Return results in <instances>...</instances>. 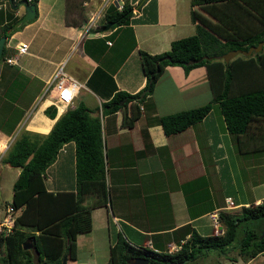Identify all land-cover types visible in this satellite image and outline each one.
<instances>
[{"label": "crops", "instance_id": "1", "mask_svg": "<svg viewBox=\"0 0 264 264\" xmlns=\"http://www.w3.org/2000/svg\"><path fill=\"white\" fill-rule=\"evenodd\" d=\"M104 2L37 0L35 17L6 35L2 26L7 22V2L0 1V36L5 35L6 53L0 59V143L24 131L49 132L64 110L55 105L54 117L45 113L55 90L44 93V88L55 67L63 63L82 84L73 106L82 101L93 114L100 113L104 142L108 197L106 204L91 209L87 240L94 241L96 224H107L109 249L121 234L132 244L166 250L167 242L190 236L183 238L184 230H179L185 224L202 235L212 234L211 211L237 213L243 205L264 201V135L253 130L240 134L238 149L217 104L201 120L165 133L160 116L213 97L205 65L187 72L179 64L166 65L143 101H128L127 123H123L124 110L104 111L102 103L117 90L135 93L145 85L139 49L163 52L173 39L195 32L191 0H121L131 6V13L120 24L104 19L109 4L118 8V2L112 0L102 8ZM193 9L198 20L209 15L201 4ZM23 13L21 4L14 14ZM211 19L218 29L220 22ZM220 35L228 37L226 32ZM21 41L28 43L27 51L17 54L16 63L6 62ZM5 155L6 151L1 159ZM15 167L16 179L21 167ZM44 183L54 192L76 189L74 141L58 150L45 170ZM228 196L232 206L227 204ZM6 206H0V219ZM18 212L15 209V216ZM233 262L264 264V252L245 262L235 257Z\"/></svg>", "mask_w": 264, "mask_h": 264}, {"label": "trees", "instance_id": "2", "mask_svg": "<svg viewBox=\"0 0 264 264\" xmlns=\"http://www.w3.org/2000/svg\"><path fill=\"white\" fill-rule=\"evenodd\" d=\"M3 1L7 2L8 11L2 33L7 35L19 29L24 22L13 27L18 18L14 14L16 7L9 0ZM258 1L191 0L195 32L173 39L170 48L163 52L151 53L139 49L145 85L135 93L117 90L102 103V109L108 112L124 110L123 123H127L130 121L125 111L128 101H143L153 91L166 65L179 64L186 72L194 66L205 65L213 97L202 105L160 116L165 133L179 131L201 120L217 104L227 129L236 138L238 149L240 134L253 130L255 135L262 137L264 46L255 55L254 52L243 57L235 55L228 62L217 57L228 50L247 49L264 40V0L263 5ZM198 4L206 6L209 12L208 16L199 20L193 9ZM130 13L131 6L125 2L121 8L110 4L104 19L105 22L110 20L120 24ZM213 17L220 22L218 29L211 22ZM225 32L228 37L220 35ZM4 45L0 59L6 54ZM205 55L212 58L203 57ZM190 59L196 60L188 63ZM45 113L54 117L56 106H47ZM68 141L75 143L76 189L48 190L44 183L45 170ZM4 161L21 168L12 185L11 199V204L19 212L13 231L8 235L0 234V264H68L75 261L77 235L92 229L91 209L106 204L108 197L100 113L93 114L88 106L79 101L60 114L48 133L21 132L7 148ZM88 197L92 199L88 200ZM220 217L224 226L222 234L202 235L190 224L179 227L180 231L184 230L183 238L187 233L190 236L184 238L176 252L132 244L120 234L110 245L106 264H130L137 257L148 258V264H185L210 250L224 253L233 260L240 257L245 262L264 252V235H261L264 229V201L243 205L239 212L221 213ZM25 243L32 246L25 248ZM232 250L235 255H230Z\"/></svg>", "mask_w": 264, "mask_h": 264}, {"label": "built area", "instance_id": "3", "mask_svg": "<svg viewBox=\"0 0 264 264\" xmlns=\"http://www.w3.org/2000/svg\"><path fill=\"white\" fill-rule=\"evenodd\" d=\"M113 1H117L118 2L117 7L121 8L122 3L119 2L121 0H113ZM105 4L106 3L104 2V5L102 6V8L105 6ZM88 28L89 26H87L85 31H87ZM108 43H110V41H108ZM27 48H28L27 42L25 41L19 42L16 48L17 52L5 57V61L8 63H16L17 54L26 52ZM81 85H82L81 82L73 74L67 72L63 68V63H60L55 67L52 74L46 80L44 93H50L53 90H55L54 92L55 98L54 100H52V104L56 105L57 107L61 105L63 108L62 110H65L68 107L73 106V99L75 95L77 94L78 90L80 89ZM12 139L13 138H9L5 140L3 143H0V159L2 158L4 152L7 150L9 145L11 144ZM226 199H227L228 206H232L233 200L231 199V197L228 196ZM209 216L211 218L212 225H213V234H222L224 232V226L220 218V214L214 210L209 213ZM15 217L16 216H15L14 206L11 203L7 204L5 212L0 219V234L1 235H8L9 233L13 231ZM183 241L184 240L167 242L166 250L168 252H176L177 250L181 248Z\"/></svg>", "mask_w": 264, "mask_h": 264}, {"label": "rangeland", "instance_id": "4", "mask_svg": "<svg viewBox=\"0 0 264 264\" xmlns=\"http://www.w3.org/2000/svg\"><path fill=\"white\" fill-rule=\"evenodd\" d=\"M110 2L112 1L111 0L105 1V3L107 4H109ZM258 2L262 3L263 5V0H260ZM19 17L20 16H18V18ZM254 19H258V18L254 16ZM258 51L259 50L252 51V52H254L253 54L255 55L256 54L255 52H258ZM236 55L243 57L245 54L237 53ZM254 58H255V61H258L257 57H254ZM258 64H259V61H258ZM2 164L5 167H1ZM16 171L17 170L15 166L8 165V163L4 162V159L0 160V188H1L0 206L4 205V203L6 205L11 201L12 184H13V180L15 179ZM89 198L90 197H88V200ZM92 235H93L94 241L87 240L88 239L87 236H89L88 233L80 234L81 244H80V249H79V256L76 262L81 263V264H106L109 258V251H108L109 242H108V237H107V224H100V225L96 224V227ZM230 255H235V251L232 250ZM202 256L197 257L193 262L187 261L185 262V264H195L196 261L201 262L202 264H218L219 262H222L223 264H235L233 262V259H230L226 254L219 253L216 250H210L208 251L207 254H205L204 257ZM70 264H73V263H70Z\"/></svg>", "mask_w": 264, "mask_h": 264}, {"label": "water", "instance_id": "5", "mask_svg": "<svg viewBox=\"0 0 264 264\" xmlns=\"http://www.w3.org/2000/svg\"><path fill=\"white\" fill-rule=\"evenodd\" d=\"M9 1L11 2L13 7H18L21 4H23V7H24V13L14 22L13 27L18 26L22 22L31 20L35 17L36 11H37L36 3L30 2L29 0H20L18 2H14L13 0H9ZM4 41H5V35L0 36V55H1L2 50H3ZM263 43H264V40L259 41L255 45L249 46L247 49H243V48L231 49V50H228L227 52H225L222 55L217 56V57H222L225 60V62H228L230 60V58L235 56L237 53H243L245 55H248L252 51H257V50L262 49ZM203 57L212 58V56H207V55H205ZM195 60L196 59H190V60H188V63H192ZM261 235H264V229L262 230ZM31 246H32V244H30V243L24 244L25 248L31 247ZM65 261H66V258L64 257L63 262H65ZM148 262H149L148 258L137 257L134 260H132L130 262V264H148Z\"/></svg>", "mask_w": 264, "mask_h": 264}]
</instances>
